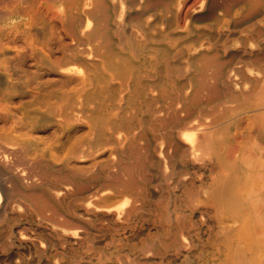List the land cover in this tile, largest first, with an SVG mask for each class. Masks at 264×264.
<instances>
[{
	"label": "bare ground",
	"instance_id": "6f19581e",
	"mask_svg": "<svg viewBox=\"0 0 264 264\" xmlns=\"http://www.w3.org/2000/svg\"><path fill=\"white\" fill-rule=\"evenodd\" d=\"M50 1L87 72L53 142L34 138L36 100L19 121L0 105V264H248L217 193L254 188L219 154L264 114V0Z\"/></svg>",
	"mask_w": 264,
	"mask_h": 264
},
{
	"label": "rangeland",
	"instance_id": "374dc122",
	"mask_svg": "<svg viewBox=\"0 0 264 264\" xmlns=\"http://www.w3.org/2000/svg\"><path fill=\"white\" fill-rule=\"evenodd\" d=\"M198 1L189 0V6ZM71 44L72 38L54 2L0 0V105L10 106L9 114L19 121L24 114L33 116L27 104L36 100L41 123L34 133L35 139L52 141L55 133L61 136L60 121L54 115L81 88L80 74L86 73L87 68L69 61L66 47ZM19 127L24 133V127ZM254 150L264 154L262 113L243 118L232 131L228 145L220 151L225 174L229 175L227 182L245 194L250 192L249 187L254 189L235 202L217 193L221 208L218 221L232 255L246 257L248 264H264V166L257 164ZM240 153L248 157L251 154L246 168L251 169L252 175L240 170L245 168L236 162ZM123 200L111 203L118 206Z\"/></svg>",
	"mask_w": 264,
	"mask_h": 264
}]
</instances>
